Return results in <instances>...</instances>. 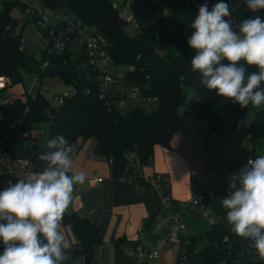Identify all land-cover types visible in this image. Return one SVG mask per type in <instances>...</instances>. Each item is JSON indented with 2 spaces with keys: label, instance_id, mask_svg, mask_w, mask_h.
Segmentation results:
<instances>
[{
  "label": "trees",
  "instance_id": "trees-1",
  "mask_svg": "<svg viewBox=\"0 0 264 264\" xmlns=\"http://www.w3.org/2000/svg\"><path fill=\"white\" fill-rule=\"evenodd\" d=\"M205 2L211 9L218 0H134L135 11L147 13L141 17V29L130 33L118 9L114 8L115 0H41L42 6L70 14L107 38L112 44L110 55L114 63L129 68L128 84L141 86L147 89L146 95L159 99L152 113L133 108L123 116L110 111L100 100L95 76H88L86 70L78 68L71 60L70 49L53 58L54 65L49 70L42 71L41 61H35L21 48V38L16 35L19 20L11 16L14 8L19 7L25 13L29 6L19 1H5L0 12V77L10 79L12 87L22 83V70L35 74L38 79L59 77L65 85L75 88V94L57 107H53L42 92L35 96L26 92L9 107L0 105V142L4 154L17 159L16 145L34 144L35 141L25 135L36 129V124L47 121L50 124L48 141L62 134L74 152L79 141L83 145L93 139L94 152L110 162L114 181L124 179L144 187L149 182L142 170L152 164L157 146L171 149L181 125L182 108L189 109L211 131H218L228 115L243 114L251 103L242 108L216 95L214 90L209 91L200 83V73L191 69L194 53L187 40L194 29L190 23ZM230 11L229 19L238 31L231 6ZM257 12L264 17V10ZM247 71L251 73L256 68L249 67ZM248 131L253 146L259 140L264 141V105L256 112ZM48 151L46 145V153ZM8 178L12 184L18 181ZM167 193L170 194V190ZM211 207L220 220L212 223L205 233L184 238L181 249L188 258L197 264H257L260 256L251 249V240L231 232L222 203L217 200ZM61 223L74 233L75 253L85 264H102L95 257L103 244L98 227L69 211L65 212ZM151 225V221H147L145 228L149 231ZM135 245L125 240L115 242L116 248L121 250L119 264H134L126 261L122 248Z\"/></svg>",
  "mask_w": 264,
  "mask_h": 264
},
{
  "label": "clouds",
  "instance_id": "clouds-1",
  "mask_svg": "<svg viewBox=\"0 0 264 264\" xmlns=\"http://www.w3.org/2000/svg\"><path fill=\"white\" fill-rule=\"evenodd\" d=\"M255 13L264 0H246ZM229 0H218L211 9L205 2L190 23L194 29L187 43L193 50L191 69L200 83L216 95L246 108L264 105V19L250 16L233 28ZM249 67L259 71L248 73ZM38 155L46 162L33 173L0 191V264H63L70 242L60 231L83 172L73 171L69 141L58 134ZM71 173V175L69 174ZM238 187L222 199L231 232L254 243L264 258V155L248 160L236 174Z\"/></svg>",
  "mask_w": 264,
  "mask_h": 264
},
{
  "label": "built area",
  "instance_id": "built-area-1",
  "mask_svg": "<svg viewBox=\"0 0 264 264\" xmlns=\"http://www.w3.org/2000/svg\"><path fill=\"white\" fill-rule=\"evenodd\" d=\"M121 1L124 5V10L122 14L119 12L120 19L126 25L131 24L134 32L139 31L142 25L140 21L141 17L146 15L147 11L140 13L135 11L134 0ZM114 8L117 9L116 3H114ZM25 13L31 17V20L37 25L41 33L42 48L45 56L41 60L40 68L42 71L49 70L54 65L53 58L62 55L66 50L70 49L73 53L71 60L77 63L78 68H85L84 70L88 72V76L92 74L95 76L99 85L100 100L110 111L125 116L133 108H141L147 113H152L156 109L159 103L157 97L146 95L147 89L141 86L129 85L127 80L128 71L115 70L119 66L114 63L110 55L112 44L93 27L82 24L70 14L56 12L44 6H29ZM164 16H168L167 11H164ZM20 46L24 49L25 41L23 39L20 40ZM1 78L4 79L1 87L2 90L12 87L10 79ZM48 90V87L44 88V91ZM39 92H41V88L36 90L33 87L29 94L35 96ZM70 97L67 92L59 95L57 98V106L65 104ZM181 115L182 117L193 116L192 112L186 107L181 109ZM42 134V131L32 129L25 137L30 141H36ZM218 139V131H212L200 145V148L204 150L207 157L209 172L213 176L212 185L205 186L196 179H192L193 194L188 201L177 202L167 193L170 190V182L168 179L160 176L153 180L148 179V182L153 184L160 193V215L166 223V225L157 223L155 229L160 232L167 229V242L178 247V258L181 264H197L188 258L186 253L181 249L182 244L185 243L184 238L186 237L183 235L187 231L185 214L194 212L204 214L214 202L219 200L222 203V199L232 192L231 187L228 186L227 179H224L215 171L216 161L212 156V150ZM81 144L82 142L79 141L78 146H81ZM247 161H244L245 164ZM130 162H133L132 157L130 158ZM0 163L5 176L21 180L27 179L31 175L29 162L21 158L10 159L4 154L1 142ZM120 180L126 181L124 179ZM94 181L96 183H102L103 179L95 177ZM216 190H219L221 193L220 199L216 198ZM224 211L226 214L227 210L224 209ZM211 220L214 223V213L211 216ZM145 241H147V235L141 234L135 246H125L122 248V254L127 262L133 261L134 264H143L161 258L159 249L149 248L143 244ZM250 247L256 252L252 241ZM257 261V264H264V258L260 257Z\"/></svg>",
  "mask_w": 264,
  "mask_h": 264
},
{
  "label": "crops",
  "instance_id": "crops-1",
  "mask_svg": "<svg viewBox=\"0 0 264 264\" xmlns=\"http://www.w3.org/2000/svg\"><path fill=\"white\" fill-rule=\"evenodd\" d=\"M5 1L11 0H0V12ZM13 1L33 7L42 6L41 0ZM242 1L230 0L231 8H235ZM242 16L245 18L247 14L244 13ZM3 82L4 79L0 77V105H3L2 103L11 88L2 90ZM23 95L24 93H21L12 97L9 106ZM184 117L192 119L180 125L178 133L172 140L171 149L157 146L152 164L142 170V175L149 180L158 176L168 179L170 196L177 202L188 201L192 197L193 192L189 178L195 161L193 145H196L202 137L207 136L210 130L205 123L207 129L199 126L198 122H203L196 116H183L182 118ZM47 141L48 138H38L34 144L24 142L16 145L17 158L29 162L31 174L42 172L46 165V162L38 159V155L46 153ZM95 147V140L90 139L83 145L77 146L71 154L73 171L83 172L86 180L83 184L74 186L73 198L67 211L74 212L81 218L89 219L98 227L103 240L99 250L100 258L105 254L103 248L110 245L117 253V264H119L121 250L116 248L115 242L125 240L129 245L137 244L139 236L145 234L147 241L143 244L151 249H159L160 259L165 264H180L178 247L167 242V229L161 232L155 229L157 223L166 225L159 214L161 196L158 189L151 183L139 187L128 181H114L111 177L110 162L97 156L94 152ZM69 174L71 175V173ZM95 177L102 178L103 182L96 183ZM212 182L213 176H211V182L208 185L205 183L203 185L211 186ZM227 182L228 186H231L232 182L229 178ZM10 184L12 181L3 174L0 163V191ZM147 221L152 223L149 231L145 228ZM60 231L65 234L71 244V248L66 252L68 259L63 264H85L84 259L75 253L77 239L72 230L61 223ZM183 236L187 237L188 235L185 232Z\"/></svg>",
  "mask_w": 264,
  "mask_h": 264
},
{
  "label": "rangeland",
  "instance_id": "rangeland-1",
  "mask_svg": "<svg viewBox=\"0 0 264 264\" xmlns=\"http://www.w3.org/2000/svg\"><path fill=\"white\" fill-rule=\"evenodd\" d=\"M116 6L120 14L124 10V5L121 0H115ZM235 11L236 26L239 29L240 22L250 16L254 17L259 15L258 12H251L246 7V0L240 2L233 8ZM247 14V17L243 18L242 15ZM11 16L19 20L16 35L20 36L25 41L24 52L35 61H41L45 58L42 48V37L39 28L32 22L31 17L22 12L19 7L13 9ZM126 30L133 33L134 30L131 24L126 25ZM85 69V68H83ZM115 70L127 72L129 70L126 66H119ZM256 71L259 69L256 68ZM23 81L21 84L13 86L7 93L3 106L9 107L12 97L18 96L21 93H29L33 87L37 89L41 88L42 95L49 101L53 107H57V98L59 95L67 92L69 96L75 94V88L73 86H67L59 77L38 79L35 74L26 70H22ZM48 87V91H44V88ZM261 108L255 107L251 104V107L247 109L243 114H230L224 120L221 128L218 130L219 139L215 143L212 150V156L216 161L215 171L224 179L231 180L232 192L238 187V178L236 176L239 169L245 165V160H253L257 156L264 154V141L259 140L256 146H253L251 140V134L249 133V127L256 115V112ZM192 118L184 117L181 120V124H185ZM198 125L207 129L204 123L198 122ZM36 130L43 131L44 135L39 136V139L48 138L50 124L47 121L40 122L35 125ZM202 128V129H203ZM212 132L209 130L208 134ZM206 136L202 137L196 145H193V155L195 158L192 173H190V187H192V179H196L202 184H209L211 182V174L207 165V157L203 149L200 148L201 143ZM94 141V140H93ZM146 168V167H145ZM146 171V169H145ZM210 186V185H209ZM216 198L220 199L221 193L219 190L215 191ZM214 213L213 209L208 208L204 214L200 212L186 213L185 223L187 225L186 234L188 236L200 235L210 229L212 224L211 216ZM220 220L219 216L215 215L214 222ZM167 236V233H166ZM105 254L100 258L99 250L96 252L95 257L98 262L104 264H117V253L110 245L103 248ZM148 264H165L162 259L149 261Z\"/></svg>",
  "mask_w": 264,
  "mask_h": 264
}]
</instances>
